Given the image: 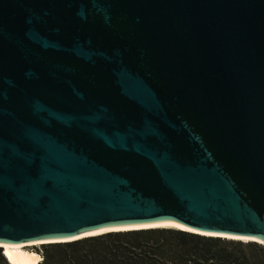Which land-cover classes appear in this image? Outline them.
<instances>
[{
	"label": "water",
	"instance_id": "water-1",
	"mask_svg": "<svg viewBox=\"0 0 264 264\" xmlns=\"http://www.w3.org/2000/svg\"><path fill=\"white\" fill-rule=\"evenodd\" d=\"M148 228L264 246V0H0V245Z\"/></svg>",
	"mask_w": 264,
	"mask_h": 264
},
{
	"label": "trees",
	"instance_id": "trees-1",
	"mask_svg": "<svg viewBox=\"0 0 264 264\" xmlns=\"http://www.w3.org/2000/svg\"><path fill=\"white\" fill-rule=\"evenodd\" d=\"M42 249L39 264H264L259 243L169 228L109 232ZM0 264H8L1 249Z\"/></svg>",
	"mask_w": 264,
	"mask_h": 264
},
{
	"label": "bare ground",
	"instance_id": "bare-ground-1",
	"mask_svg": "<svg viewBox=\"0 0 264 264\" xmlns=\"http://www.w3.org/2000/svg\"><path fill=\"white\" fill-rule=\"evenodd\" d=\"M117 231H120V230H117ZM111 232H113V231H111ZM100 234H105V233H100ZM100 234L89 235V236H96V235H100ZM89 236H85V237H89ZM223 238H229V237H223ZM229 239H235V238H229ZM74 240H76V239H74ZM70 241H72V240H70ZM245 241L246 240H244V242ZM34 245H38V244L0 245V249L2 250L3 256L6 259V261L8 262V264H39L42 261L39 254H37L35 252L27 251L24 249L26 247H31Z\"/></svg>",
	"mask_w": 264,
	"mask_h": 264
},
{
	"label": "rangeland",
	"instance_id": "rangeland-1",
	"mask_svg": "<svg viewBox=\"0 0 264 264\" xmlns=\"http://www.w3.org/2000/svg\"><path fill=\"white\" fill-rule=\"evenodd\" d=\"M24 249L27 250V251H31V252H35V253L39 254V256L42 259L43 249H42V245L41 244L34 245V246H31V247H26Z\"/></svg>",
	"mask_w": 264,
	"mask_h": 264
}]
</instances>
